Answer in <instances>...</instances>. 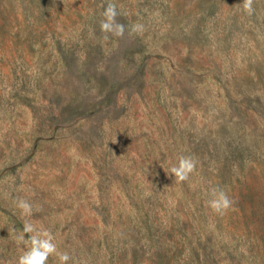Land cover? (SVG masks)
<instances>
[{
    "label": "rangeland",
    "instance_id": "rangeland-1",
    "mask_svg": "<svg viewBox=\"0 0 264 264\" xmlns=\"http://www.w3.org/2000/svg\"><path fill=\"white\" fill-rule=\"evenodd\" d=\"M108 2L0 0V264L26 249L25 221L67 264H155L158 247L164 264H264V0L252 15L242 0H111L120 37L100 30ZM180 156L196 161L182 182ZM142 208L144 249L70 252L124 236Z\"/></svg>",
    "mask_w": 264,
    "mask_h": 264
},
{
    "label": "clouds",
    "instance_id": "clouds-1",
    "mask_svg": "<svg viewBox=\"0 0 264 264\" xmlns=\"http://www.w3.org/2000/svg\"><path fill=\"white\" fill-rule=\"evenodd\" d=\"M254 0H242L243 11L248 15H252ZM100 21V30L102 33H112L114 36L120 37L124 34V25L116 22L118 15L116 4L109 0L107 6L102 12ZM142 29L141 25H133L131 31L136 32ZM107 40L108 36L105 35ZM115 142V141H114ZM196 161L191 156H180L178 162L168 171L178 182L188 179L189 174L195 170ZM210 199L207 201L208 206L216 213L223 214L232 204L228 195L218 188H212L208 193ZM16 206L21 210L22 215L30 216L33 206L25 199L18 198ZM37 208V211H40ZM25 234H29L25 239ZM54 237L50 230L45 228H37L32 223L24 222L23 230L16 236L17 244H24L26 249L17 258V264H47L48 258L55 255L60 264H67L71 259L69 253L58 250L57 245L53 242Z\"/></svg>",
    "mask_w": 264,
    "mask_h": 264
},
{
    "label": "trees",
    "instance_id": "trees-1",
    "mask_svg": "<svg viewBox=\"0 0 264 264\" xmlns=\"http://www.w3.org/2000/svg\"><path fill=\"white\" fill-rule=\"evenodd\" d=\"M142 210V211H141ZM139 210L138 217L135 216H130V218L127 219V231L124 232V236H122V233H119L118 236L114 235H106L104 236V239L102 241L103 246L97 250L93 244V248L81 249V245L74 246L70 250V252L73 253H79L84 260L85 258H89L91 256V253L95 254V257H98V253L101 251H108V249L113 250V257L115 258V262H119L123 256V254H126L127 250L132 247L135 251H139V248L144 249L145 243L149 240L153 239V231H152V223H153V218L150 215V211L145 208H142ZM130 233L133 235H130ZM130 236V238L128 237ZM124 237V238H123ZM162 248L158 247L155 255H156V261L155 264H164V260L162 259ZM90 261L94 263V260L91 256ZM103 263H106V260L103 261ZM101 264V263H99ZM259 264V263H255Z\"/></svg>",
    "mask_w": 264,
    "mask_h": 264
}]
</instances>
